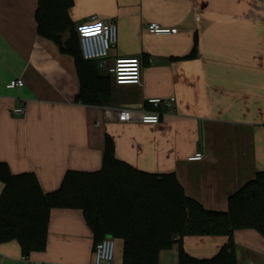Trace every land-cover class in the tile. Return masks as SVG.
Here are the masks:
<instances>
[{
  "label": "crops",
  "instance_id": "1",
  "mask_svg": "<svg viewBox=\"0 0 264 264\" xmlns=\"http://www.w3.org/2000/svg\"><path fill=\"white\" fill-rule=\"evenodd\" d=\"M38 2L0 0V162L12 174L34 172L44 192L54 191L69 170L101 168L109 135L118 159L147 172H173L188 196L226 211L229 196L264 170V0H72L67 15L75 31L94 19L116 20L108 64L134 56L143 63V85L113 84L104 106L76 102L74 58L38 33ZM151 22L179 31L154 35L145 29ZM17 78L24 85L8 89ZM171 97L174 106L161 104L157 124L117 120L123 104ZM18 107L25 112L15 113ZM197 151L203 159L189 160ZM3 187L0 181V194ZM233 239L238 264H264L258 231L238 229ZM228 240L193 235L182 243L188 254L207 259ZM115 242L113 264H122L123 240ZM93 261V233L80 209L51 210L44 251L25 257L16 240L0 243V264ZM178 262L177 243L160 252L159 264Z\"/></svg>",
  "mask_w": 264,
  "mask_h": 264
},
{
  "label": "trees",
  "instance_id": "2",
  "mask_svg": "<svg viewBox=\"0 0 264 264\" xmlns=\"http://www.w3.org/2000/svg\"><path fill=\"white\" fill-rule=\"evenodd\" d=\"M71 4L72 0H39L37 30L74 58L79 80L76 102L104 106L112 97L113 77L98 60L83 58L67 15ZM65 31L69 36L63 40ZM195 54L196 42L188 58ZM0 181L4 184L0 243L16 240L25 257L46 249L53 208L82 210L93 233V253L107 236L122 239V264H159L160 252L176 243L178 264H238L234 232L251 228L264 237V170L229 196L226 211L209 210L186 194L175 173L147 172L118 159L109 135L101 168L69 170L54 191L44 192L34 172L12 174L6 162H0ZM193 235H227L229 240L213 257L199 259L183 247V238Z\"/></svg>",
  "mask_w": 264,
  "mask_h": 264
},
{
  "label": "built area",
  "instance_id": "3",
  "mask_svg": "<svg viewBox=\"0 0 264 264\" xmlns=\"http://www.w3.org/2000/svg\"><path fill=\"white\" fill-rule=\"evenodd\" d=\"M196 20L200 19V13L195 14ZM146 31L154 35H173L177 34V27L163 26L156 22L148 23L145 26ZM79 39V45L83 58L88 60H98L99 66L104 67L106 71L112 74L113 84L115 85H133L142 86V60L140 57H116L108 64L110 51L117 44L118 28L116 20L94 19L90 23L79 26L76 30ZM24 85L22 78L9 81L6 85L8 89H14ZM155 109L149 110L144 105L123 104L115 112L117 120L121 122H130L139 120L143 124H157L161 120V112L158 108L164 103L168 107H173L175 98L169 99L152 98L148 100ZM15 113H24L23 107L14 108ZM204 154L201 151L195 152L189 156V160H202ZM115 239L111 236L105 237L100 241L94 251L93 264H113L115 256Z\"/></svg>",
  "mask_w": 264,
  "mask_h": 264
},
{
  "label": "water",
  "instance_id": "4",
  "mask_svg": "<svg viewBox=\"0 0 264 264\" xmlns=\"http://www.w3.org/2000/svg\"><path fill=\"white\" fill-rule=\"evenodd\" d=\"M110 74V73H109ZM112 76V74H110Z\"/></svg>",
  "mask_w": 264,
  "mask_h": 264
}]
</instances>
